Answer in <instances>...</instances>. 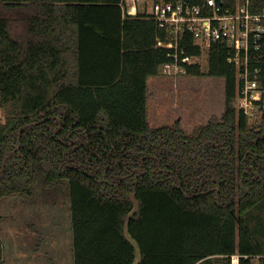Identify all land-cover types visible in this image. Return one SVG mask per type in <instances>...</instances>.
I'll return each mask as SVG.
<instances>
[{
  "label": "trees",
  "instance_id": "1",
  "mask_svg": "<svg viewBox=\"0 0 264 264\" xmlns=\"http://www.w3.org/2000/svg\"><path fill=\"white\" fill-rule=\"evenodd\" d=\"M158 40L124 0H0V201L30 196L35 169L46 189L66 183L73 264H264L249 227L264 201V111L250 123L235 110L236 72L215 43L206 72L187 75L224 79L221 118L151 129L146 79L170 60Z\"/></svg>",
  "mask_w": 264,
  "mask_h": 264
},
{
  "label": "rangeland",
  "instance_id": "2",
  "mask_svg": "<svg viewBox=\"0 0 264 264\" xmlns=\"http://www.w3.org/2000/svg\"><path fill=\"white\" fill-rule=\"evenodd\" d=\"M149 2L155 3L154 0H124V8ZM206 70L204 60L200 71ZM150 101L151 129L171 126L185 116L184 129L179 125L185 134H192L198 126L221 118L224 90L218 78L205 75L172 78L158 74L151 86ZM191 114L193 121L188 119ZM42 181L35 169L29 199L10 197L0 203V242L6 245L7 264H71L72 246L66 238L71 222L67 184L46 189ZM250 212L253 222L249 227L264 249V201ZM137 261L138 258L134 264Z\"/></svg>",
  "mask_w": 264,
  "mask_h": 264
},
{
  "label": "built area",
  "instance_id": "3",
  "mask_svg": "<svg viewBox=\"0 0 264 264\" xmlns=\"http://www.w3.org/2000/svg\"><path fill=\"white\" fill-rule=\"evenodd\" d=\"M150 14L164 36L157 45L170 50V60L159 67L160 75H187L188 67H201L204 60L207 64L208 50L221 43L236 72L235 110L250 123L260 119L264 111V9L253 12L251 0H201L200 4L160 0L153 3ZM189 46L197 48L198 54H188ZM239 258L232 255L230 264H239Z\"/></svg>",
  "mask_w": 264,
  "mask_h": 264
},
{
  "label": "crops",
  "instance_id": "4",
  "mask_svg": "<svg viewBox=\"0 0 264 264\" xmlns=\"http://www.w3.org/2000/svg\"><path fill=\"white\" fill-rule=\"evenodd\" d=\"M152 8H153V2H149L147 3V5L145 4H141V5H138V4H133L131 6L127 5V8L125 9L124 8V13L130 17H134L136 16L137 14H146V15H151V11H152ZM219 81H221L222 83V86H223V90H224V79L223 78H218ZM156 81V76H149L147 77L146 79V86H147V103H146V109H147V123L150 127V123H149V120H150V115H151V112H150V103H151V86L155 83ZM224 110V109H223ZM188 116V115H187ZM185 117V116H184ZM184 117L179 121V124H181L182 128L184 129V127L186 126V122L184 120ZM193 117V114L190 115V118L189 121H193V119L195 118H192ZM207 124V122L205 123ZM204 124V125H205ZM151 128V127H150ZM43 179V178H42ZM33 185V184H32ZM31 185V186H32ZM56 187H60V186H56ZM68 187V186H67ZM55 188V187H53ZM51 189V188H50ZM30 191H31V187H30ZM31 195H32V192H31ZM30 196H24V195H21V194H13V195H10L8 197H4L1 199L2 200H6V199H9L10 197H20V198H25V199H29ZM0 201V203H1ZM70 201V200H69ZM1 217V216H0ZM70 218H71V214H70ZM71 220V219H70ZM69 229H68V234H67V239H69V243L70 245L72 246V233H71V222L69 224ZM3 246V263L2 264H7V262H5V259L7 258L6 257V245L3 243V242H0ZM238 254H235L233 256H237ZM5 256V257H4ZM70 258H71V264H73V253H72V250L70 249ZM138 258V256H137ZM215 259V260H214ZM139 260V258H138ZM212 260H214V263L213 264H225L224 260L222 259L221 256H216V257H212ZM136 261V260H135ZM253 262H256L257 264V259L256 260H253L252 261V264ZM15 263H17V261H15ZM135 263V262H134ZM138 263V261H137ZM196 264H199V263H196Z\"/></svg>",
  "mask_w": 264,
  "mask_h": 264
},
{
  "label": "water",
  "instance_id": "5",
  "mask_svg": "<svg viewBox=\"0 0 264 264\" xmlns=\"http://www.w3.org/2000/svg\"><path fill=\"white\" fill-rule=\"evenodd\" d=\"M219 1H220V0H216L217 3H219ZM34 124H37V123H32V124H30L29 126L34 125ZM21 130H22V129H21Z\"/></svg>",
  "mask_w": 264,
  "mask_h": 264
}]
</instances>
